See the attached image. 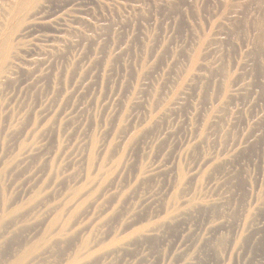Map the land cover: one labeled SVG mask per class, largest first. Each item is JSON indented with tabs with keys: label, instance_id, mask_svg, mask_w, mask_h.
Wrapping results in <instances>:
<instances>
[{
	"label": "rangeland",
	"instance_id": "1",
	"mask_svg": "<svg viewBox=\"0 0 264 264\" xmlns=\"http://www.w3.org/2000/svg\"><path fill=\"white\" fill-rule=\"evenodd\" d=\"M17 1L0 264H264V0Z\"/></svg>",
	"mask_w": 264,
	"mask_h": 264
},
{
	"label": "bare ground",
	"instance_id": "2",
	"mask_svg": "<svg viewBox=\"0 0 264 264\" xmlns=\"http://www.w3.org/2000/svg\"><path fill=\"white\" fill-rule=\"evenodd\" d=\"M18 1H19V0H18ZM18 1H17V2H18ZM21 1H22V0H21ZM36 1H37V0H36ZM13 3H14V2H13ZM13 5H14V4H13ZM13 5H11V6H13ZM18 6H19V5H18ZM17 8H18V7H17ZM8 42H9V41H8ZM6 44H7V41H6ZM3 47H6V46H3ZM1 49H2V48H1ZM0 51H1V50H0ZM0 54H1V53H0ZM4 57H5V56H4ZM3 61H4V60H3ZM0 63H1V62H0ZM1 64H2V63H1ZM3 64H4V63H3ZM0 67H1V65H0ZM0 69H1V68H0ZM42 241H46V239H44V240H42ZM116 242H117V241H116ZM116 242H115V243H116ZM46 243H47V242H46ZM39 244H41V241H40ZM34 247L36 248L37 245L34 246ZM40 247H41V246H40ZM28 248H30V247H28ZM35 248H33V249H35ZM31 249H32V248H31ZM31 249H29V250H31ZM33 249H32V251H33ZM39 249H40V248H39ZM39 249H38V250H39ZM35 250H37V249H35ZM38 250H37V251H38ZM32 251H28V252L32 253L31 255H33V252H32ZM35 252H36V251H34V253H35ZM28 255H29V254H28ZM77 258H78V256H77ZM79 259H80V258H79ZM72 260H74V261L70 262L69 264H80V263H79V260H77V259H76V260H75V259H72ZM67 264H68V263H67Z\"/></svg>",
	"mask_w": 264,
	"mask_h": 264
}]
</instances>
